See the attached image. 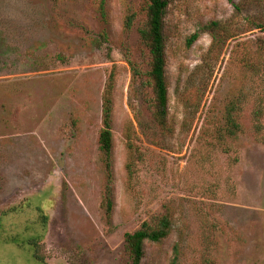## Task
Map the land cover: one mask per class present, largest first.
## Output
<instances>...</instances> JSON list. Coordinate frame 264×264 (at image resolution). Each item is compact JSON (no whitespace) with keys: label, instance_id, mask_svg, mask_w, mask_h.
Here are the masks:
<instances>
[{"label":"rangeland","instance_id":"obj_1","mask_svg":"<svg viewBox=\"0 0 264 264\" xmlns=\"http://www.w3.org/2000/svg\"><path fill=\"white\" fill-rule=\"evenodd\" d=\"M244 0H170V119L153 120L138 32L145 0H0V264H130L125 234L174 208L172 234L142 264H264V68ZM136 12L130 30L125 17ZM264 12V10H263ZM264 20V13L260 14ZM212 21L235 35L210 51ZM199 39L188 47L190 36ZM106 38H104V37ZM128 56L141 65L134 78ZM261 57V58H260ZM113 74L114 209L99 136ZM246 88L241 142L215 133L221 104ZM263 125L254 124L256 111ZM80 118V129L73 119ZM142 159L130 179L125 133Z\"/></svg>","mask_w":264,"mask_h":264},{"label":"trees","instance_id":"obj_2","mask_svg":"<svg viewBox=\"0 0 264 264\" xmlns=\"http://www.w3.org/2000/svg\"><path fill=\"white\" fill-rule=\"evenodd\" d=\"M146 2V18L140 24L138 32L141 39L143 52L147 57L148 70L143 73L145 80L144 84L149 89L150 95L147 99L148 108L151 111L153 120L166 134L174 133V126L170 119V85L167 77V30L166 17L170 0H145ZM236 9H241V6L255 8L259 11L256 17H248L247 21L252 29H259L263 33L260 38L259 49L261 57L264 56V20L260 18V14L264 13V0H244V2L234 3ZM136 12H129L125 17V29L130 30L136 20ZM208 29L213 30L214 36L211 52L220 55L222 45L228 39L235 36L227 24L221 21H212L208 25ZM104 37V36H103ZM200 37L198 32L193 33L187 41L188 47H191ZM105 38V37H104ZM106 39V38H105ZM260 57V58H261ZM134 78L142 75L141 65L139 62L132 60L128 56ZM259 68H264V59L257 65ZM113 74L110 76V81L103 98V127L99 136V147L103 153L105 171L107 174V183L105 188L104 205L106 208L107 217L112 219L114 209V172H113V150H114V131H113V112L114 100L113 93L115 82ZM246 88L238 86L234 92L221 104L219 110L218 124L215 129L216 135L223 140H231L234 143L241 142V138L246 133V125L243 119V112L247 102ZM254 127L257 133L260 134L263 130V125L259 117L261 112H255ZM80 118L73 119V127L80 129ZM127 147L130 155V161L127 164L128 174L130 179L134 176L137 161L141 160V149L135 143V138L132 129L128 128L125 133ZM264 141V137L262 138ZM174 208L166 203L163 205V211L158 215L153 216L149 220H145L142 225L125 234V250L130 258V264H142L146 255L148 243L160 244L164 242L173 232L174 226ZM182 255L180 243H175L172 249L168 264H179Z\"/></svg>","mask_w":264,"mask_h":264}]
</instances>
